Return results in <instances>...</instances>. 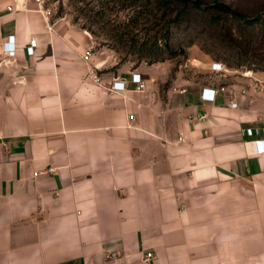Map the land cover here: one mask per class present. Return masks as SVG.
I'll list each match as a JSON object with an SVG mask.
<instances>
[{"label":"crops","instance_id":"crops-1","mask_svg":"<svg viewBox=\"0 0 264 264\" xmlns=\"http://www.w3.org/2000/svg\"><path fill=\"white\" fill-rule=\"evenodd\" d=\"M114 65L72 21L0 0V264H264V72L162 90L159 68Z\"/></svg>","mask_w":264,"mask_h":264},{"label":"rangeland","instance_id":"rangeland-1","mask_svg":"<svg viewBox=\"0 0 264 264\" xmlns=\"http://www.w3.org/2000/svg\"><path fill=\"white\" fill-rule=\"evenodd\" d=\"M218 1L249 16L259 14L263 18L246 38L240 37L253 44L250 57L240 66L235 59H223L227 54L224 48L217 47L219 30L207 24L206 16L194 15L181 24L169 22L176 11L170 13V9L156 7L155 0H138L137 5H132V0H40L37 3L52 15L68 19L87 31L95 54L99 58L109 57L115 63L109 69H123L128 74L141 66L159 68L162 79L154 83L164 90L178 78L184 83L188 81L186 85L211 80L209 71L215 61L239 71L264 69V0ZM227 23L239 37L237 23L230 18ZM154 44L158 46L156 54L147 50ZM220 56L223 58L218 59Z\"/></svg>","mask_w":264,"mask_h":264},{"label":"trees","instance_id":"trees-1","mask_svg":"<svg viewBox=\"0 0 264 264\" xmlns=\"http://www.w3.org/2000/svg\"><path fill=\"white\" fill-rule=\"evenodd\" d=\"M138 0H132V5H137ZM155 5L158 8L164 10H171L170 13L176 11L174 19L169 22L181 24L188 22L194 15L206 16V22L210 27L219 30L218 37L219 43L217 47L224 48L226 51V57H218V59H235L238 66L242 65V62L248 60L252 45L246 41L247 33L250 29H254L257 25L263 22V18L259 14L252 16L247 15L243 11H240L230 5L220 3L218 0H213L212 3H208V0H155ZM222 16H226L224 19ZM237 23L240 36H236L234 29L230 27L228 19ZM245 37V38H240ZM167 33L163 36L164 46L166 42ZM156 44V43H155ZM152 45L147 50L156 54L158 52V46ZM264 71V69H262Z\"/></svg>","mask_w":264,"mask_h":264},{"label":"built area","instance_id":"built-area-1","mask_svg":"<svg viewBox=\"0 0 264 264\" xmlns=\"http://www.w3.org/2000/svg\"><path fill=\"white\" fill-rule=\"evenodd\" d=\"M16 1V0H14ZM36 2H40V0H35ZM23 7V6H21ZM12 8H10L11 10ZM49 12V10H48ZM35 45L36 42L35 40H31L30 45L27 47V53L29 55H34L35 53ZM2 50L5 53V55L8 58H14L17 55L18 52V48L17 45L15 43V35H10L7 37L6 41L3 43L2 46ZM93 54V50H89L85 53V55L83 56V58L85 60H88ZM211 71H213L214 73H223L224 71L227 70V67L221 63V62H214L211 64ZM251 70L247 71L246 74H250ZM127 83H132L134 85H136V89L140 90V91H144L146 88V84L144 79L142 78L141 74L139 73H131L130 74V79L127 81ZM127 84L126 82L123 81H114L111 85V90H113L114 92H123L126 90ZM223 88H219L217 90L211 89V88H204L201 92V100L204 102H214L215 101V97L216 94L219 93L220 91H223ZM184 91V90H183ZM232 108H237V103L232 102L231 103ZM264 134V129L263 132ZM247 135L249 137H254V136H258L259 135V131L257 129H252L249 128L247 129ZM256 144L258 147V152L259 154H263L264 155V138L262 139H256ZM1 147L2 149H7V145L4 143H1ZM50 172H54V169H50ZM104 258L106 261H110L111 264H121V260L124 258V255L121 254L120 252L117 251H106L104 254ZM155 260V254L151 251L146 252L142 258H141V264H152V262Z\"/></svg>","mask_w":264,"mask_h":264}]
</instances>
